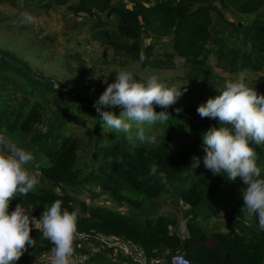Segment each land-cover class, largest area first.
I'll return each mask as SVG.
<instances>
[{"label": "trees", "instance_id": "1", "mask_svg": "<svg viewBox=\"0 0 264 264\" xmlns=\"http://www.w3.org/2000/svg\"><path fill=\"white\" fill-rule=\"evenodd\" d=\"M215 2L233 14L237 10L241 15L256 12L258 15L238 27L225 18ZM263 6L264 0H114V3L78 0L74 11L91 15V31L103 34L117 51L139 57L143 53L148 61L169 57L165 45L155 44L160 37L168 36L173 52L193 65L205 62L211 52L213 46L206 48V42L216 46L213 48L216 54L228 51L235 58L242 43L244 47L253 46L257 52L245 50L241 61L264 70V12L260 11ZM48 7L50 3L39 5L41 9ZM100 13L104 16L100 17ZM112 15L115 25L108 28L106 24H110L108 19ZM145 31L152 32L153 42L142 47ZM0 52L10 55L2 49ZM200 55L202 59L198 58ZM16 92L20 95L14 97ZM49 104L56 106L50 119L46 116ZM176 109H180L179 113ZM155 110L162 111L159 106ZM112 111L119 115L118 108ZM167 111L168 121L143 125L146 134L157 136L155 145L141 144L138 140L129 142L122 132L107 128L84 96L61 86L48 87L33 81L0 59V135L13 139L22 135L21 145L27 151L31 149L34 155L28 166L38 170L44 181L34 192L13 198L9 211L20 203L31 209L30 216L39 219L52 202L60 200L63 209L79 208L78 231L129 240L141 245L148 257L169 258L180 253L191 264H264V231L259 230L255 215L251 219L246 216L241 195L243 182L239 177L230 180L226 173L213 175L203 164V134L218 126V120L201 118L198 112L175 106ZM76 116L86 120L83 132L88 143L93 144L92 158L98 162L87 173L82 172L77 161L74 151L77 139L70 133L71 120ZM42 123L44 130L38 127ZM256 151L264 177V148ZM194 158L199 160L198 167H192ZM153 163L158 164L157 174L149 175ZM159 172L166 175V184L161 182ZM81 184L97 185L101 189L92 197L109 193L118 204L127 203L133 210L140 206V195H134L139 190L146 199L160 193L176 195L188 205L186 234L182 237L172 231L175 220L163 215L147 221L136 211L87 204L77 195ZM222 216L226 219L224 223L219 220ZM232 221L235 226L231 225ZM221 223L226 232L221 231ZM31 236L35 244L28 247L35 253L51 248L41 230L32 228ZM81 251L90 253L87 264H119L123 260L121 256Z\"/></svg>", "mask_w": 264, "mask_h": 264}, {"label": "rangeland", "instance_id": "2", "mask_svg": "<svg viewBox=\"0 0 264 264\" xmlns=\"http://www.w3.org/2000/svg\"><path fill=\"white\" fill-rule=\"evenodd\" d=\"M112 2L114 3V0ZM42 3H50V7L39 8ZM77 3L78 0H32L27 3L23 0H0V49L26 63L36 74L50 78L55 81L56 85L79 96H84L90 104H94L98 100L108 83L114 82L116 71L119 70L133 71L134 78L137 80H146L149 75L156 74L159 80L168 87L182 86V95L171 106L188 112H197V107L200 104L205 103L208 98L218 95L219 91L223 89L225 81L235 79L241 70L247 71L248 80L253 84L257 93L264 94V70L254 68L250 62L244 64L240 58L245 50L256 53V48L253 46L244 47L241 43L238 48V56L235 58L228 51L224 54H216L213 49L216 46L206 42V48L211 46L213 48L208 53L205 62L196 66L176 55L171 48L169 37L163 36L155 44L165 45L170 53L169 57L159 56L156 60L141 61L139 56L117 51L103 34L92 32V16L75 13L74 7ZM215 4L221 8L225 18L235 22L238 27H241L243 21L258 15V12L241 15L237 10H234L233 14L222 8L218 2ZM260 11L264 12V6L260 8ZM23 12L31 13L36 18V22L21 24L20 18ZM92 12L97 11L92 9ZM100 14V17L104 16L103 13ZM108 20L110 24H106V26L113 28L115 25L114 15ZM151 42H153L152 32L145 31L141 37V46L144 47ZM224 47L227 49L229 46L226 44ZM198 58L202 59V56L200 55ZM18 95L20 93L16 92L14 97ZM55 109L54 104L47 106L46 116L48 119L53 116ZM85 122V118L76 116L70 123L72 127L70 133L75 134L78 144L74 151L83 173L98 166V162L92 158L93 144L88 143L83 132ZM38 127L45 129L44 123L39 124ZM21 136L16 135L14 139L6 137L19 147L24 148L21 145ZM29 152L32 153V150L30 149ZM26 167L31 174L38 177V185H43L44 181L40 177V172L29 168L28 165ZM66 188L71 193H75L74 189ZM100 190L97 185L81 184L77 189V195L87 204L106 205L123 212L136 211L142 219L147 221L153 220L159 215L174 219L175 225L171 230L176 231L182 237L185 236V212L188 205L176 195L160 193L146 199L144 192L139 190L140 192L138 191L134 195L136 197L140 195V206L133 210L127 203L118 204L109 193L92 197L93 193H99ZM219 220L222 223L226 222L223 216ZM222 223L221 231L226 232ZM231 225L235 226V221H232ZM74 247L79 250L91 248L89 243H82L80 247ZM42 253H35L33 248L27 247L24 255L16 261V264H34ZM108 255L114 257L111 254ZM118 262L129 264L124 259Z\"/></svg>", "mask_w": 264, "mask_h": 264}, {"label": "clouds", "instance_id": "3", "mask_svg": "<svg viewBox=\"0 0 264 264\" xmlns=\"http://www.w3.org/2000/svg\"><path fill=\"white\" fill-rule=\"evenodd\" d=\"M35 22L31 13H21V24ZM145 59L141 53L140 60ZM181 88L166 86L156 74L137 80L133 71L119 70L93 107L108 129L122 132L129 142L138 140L141 144L155 145L157 136L146 134L143 125L168 121L167 109L182 95ZM157 106L162 111L157 112ZM116 108L119 115L112 111ZM176 111L179 113L180 109ZM197 112L201 118L218 120V126L210 127L203 134L204 167L213 175L226 173L233 181L240 178L244 185L241 195L246 216L251 219L255 215L259 230L264 231V177L257 164L256 151L264 148V94L257 93L247 71L241 70L235 79L225 81L218 95L200 104ZM33 161L31 152L0 135V264H16L27 247L35 244L31 231L37 226L43 238L53 245L49 264H75L78 207L69 211L62 208V201L56 200L39 219L30 216L31 209L20 203L9 211L13 198L34 192L39 184L38 177L26 167ZM198 166L199 160L194 158L192 167ZM157 170L158 164L153 163L149 175H156ZM159 176L166 184V175L159 172Z\"/></svg>", "mask_w": 264, "mask_h": 264}, {"label": "built area", "instance_id": "4", "mask_svg": "<svg viewBox=\"0 0 264 264\" xmlns=\"http://www.w3.org/2000/svg\"><path fill=\"white\" fill-rule=\"evenodd\" d=\"M33 228L39 229L38 226ZM47 242L52 248L51 242L49 240ZM85 242H88L91 247L85 250L111 254L114 257L121 256L129 264H191L190 260L180 253L172 254L169 258H165V256L148 257L143 247L137 243L113 236L77 230L74 246L80 247L82 243L88 244ZM51 248L38 256L34 264H49ZM166 254H169V252H166ZM89 256L90 253L88 252L74 249L73 260L75 264H87Z\"/></svg>", "mask_w": 264, "mask_h": 264}, {"label": "water", "instance_id": "5", "mask_svg": "<svg viewBox=\"0 0 264 264\" xmlns=\"http://www.w3.org/2000/svg\"><path fill=\"white\" fill-rule=\"evenodd\" d=\"M0 59L5 61L6 63L11 65L12 67L19 69L20 71H22L24 74H26L33 81H37V82L44 84L48 87L56 86V87L60 88L59 85H56L54 80L36 74L26 64L22 63L21 61L17 60L16 58H14L8 54L0 52Z\"/></svg>", "mask_w": 264, "mask_h": 264}, {"label": "crops", "instance_id": "6", "mask_svg": "<svg viewBox=\"0 0 264 264\" xmlns=\"http://www.w3.org/2000/svg\"><path fill=\"white\" fill-rule=\"evenodd\" d=\"M185 234H186V233H185ZM185 234H184V235H185ZM119 263L122 264V262H119Z\"/></svg>", "mask_w": 264, "mask_h": 264}]
</instances>
